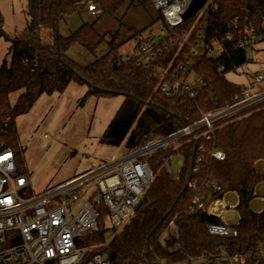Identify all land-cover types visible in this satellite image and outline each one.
Returning <instances> with one entry per match:
<instances>
[{"label": "trees", "instance_id": "16d2710c", "mask_svg": "<svg viewBox=\"0 0 264 264\" xmlns=\"http://www.w3.org/2000/svg\"><path fill=\"white\" fill-rule=\"evenodd\" d=\"M89 1L26 0V28L14 37L5 34L0 13V39L10 44V58L4 59L0 66V141L14 151L20 172L25 170L15 119L28 113L42 95L61 94L71 83L86 85L90 95L97 98L123 97L100 142L112 147L123 145L126 152L197 122L202 111L230 104L247 89L229 81L226 75L236 73L248 63L247 54L237 47V42L244 37L264 36V0H213V8L203 21L206 42H219L226 34L233 39L224 42L223 54L202 57L193 66L194 72L205 81L194 98L166 95L151 77L149 67L137 64L134 56L124 59L111 44L105 56L86 67L70 60L66 51L72 44L79 43L92 50L104 40L92 24H83L67 38L58 32L60 19ZM98 2L106 12L116 9L122 0ZM131 4L146 6L151 2L131 0ZM194 21L189 17L174 30V45L164 50L155 63L165 65L174 56L175 62L183 59L180 37ZM44 32L49 33L48 39L43 37ZM221 64H225L222 72L218 70ZM205 132L199 129L149 159L152 180L141 205L102 249L111 264H158L157 259L181 262L222 253L228 258H242L243 264H264V208L260 213L250 209L255 187L264 182V174L255 169L256 162L264 160V101L217 123L208 140L203 136ZM215 151L223 153V160L211 156ZM171 154L184 158L176 179L170 178L163 164ZM198 158L201 162H197ZM196 166L198 170L194 172ZM210 182L220 184L222 190L210 193L207 188ZM228 192L235 193L238 199L235 237L214 235L208 230L209 226L222 225L217 216L207 211L209 204ZM197 200L204 201L203 209L193 208ZM170 226L176 228L178 236L163 245L161 235ZM103 231L99 228L82 238L81 245L101 244Z\"/></svg>", "mask_w": 264, "mask_h": 264}, {"label": "built area", "instance_id": "2783aa9c", "mask_svg": "<svg viewBox=\"0 0 264 264\" xmlns=\"http://www.w3.org/2000/svg\"><path fill=\"white\" fill-rule=\"evenodd\" d=\"M149 1L159 11L163 27L157 34L149 30L146 37H135L133 56L137 64L150 68L151 77L166 95L194 98L205 86V81L194 72L193 66L202 57H210L214 50L218 56L223 54L224 42L232 41L233 36L226 34L219 42H206L203 21L213 8V0H205L190 16L195 21L180 37L183 59L175 62L177 56H174L165 65L155 63L164 50L174 45V30L183 25V15L191 0ZM86 10L90 16L98 17L101 14L98 0H90ZM189 35L191 38L187 39ZM260 46L264 49V36L244 37L237 42V47L246 54L260 52ZM224 65L219 66L220 72ZM245 77L247 89L236 95L232 103L202 111L197 122L169 135L147 140L118 159L92 166L35 195H28V175L18 171L14 151L0 141V264H111L102 251L111 237L106 225H110L113 232L120 229L142 202L152 180L149 159L160 150L176 146L199 129H205L203 136L208 140L217 123L264 101V76L254 73ZM211 156L217 160L224 158L220 151ZM163 164L169 174L168 160ZM197 170L196 166L194 172ZM207 188L210 193L222 190L216 182H210ZM204 207V201L197 200L193 208ZM99 228L104 230L101 244L81 245L82 238ZM208 230L223 237L237 235L234 226H209ZM174 231L177 238L176 228ZM156 262L161 264L158 259Z\"/></svg>", "mask_w": 264, "mask_h": 264}, {"label": "rangeland", "instance_id": "374dc122", "mask_svg": "<svg viewBox=\"0 0 264 264\" xmlns=\"http://www.w3.org/2000/svg\"><path fill=\"white\" fill-rule=\"evenodd\" d=\"M25 6L26 0H0L3 30L7 36L14 37L24 32L27 23ZM83 24H92L104 40L92 50L79 43L67 49V57L82 68L105 56L109 44L118 55L133 56L135 37H146L149 30L157 34L163 27L160 13L152 4L139 6L132 5L131 0H122L114 10L103 12L101 9V14L96 18L88 14L86 6L65 15L58 23V32L67 38ZM43 37L48 39L49 33L44 32ZM9 47V42L0 39V66L4 59L8 61L10 58ZM217 56L218 52L214 50L210 57ZM247 58L248 63L239 67L237 73L226 75L229 81L246 85L247 74L259 73L264 76L263 48L260 52H249ZM14 99L15 95H12L11 100ZM122 101V96L97 98L90 95L86 85L71 83L61 94L42 95L28 113L17 117L14 122L18 143L23 149L22 165L30 184L28 195L38 194L92 166L123 156L126 153L123 145L112 147L100 142ZM168 164L170 178L176 179L184 158L171 154ZM255 169L259 174H264V160L257 161ZM254 194L250 209L260 213L264 208V182L257 184ZM237 200L235 193H225L221 199L210 203L207 211L217 216L225 226H235L239 221L235 209ZM106 228L111 233V239L114 232L110 225H106ZM174 240V227L170 226L162 233L160 241L166 245ZM161 264H243V260L228 258L222 253L217 257L202 255L181 262L161 261Z\"/></svg>", "mask_w": 264, "mask_h": 264}, {"label": "water", "instance_id": "95a60500", "mask_svg": "<svg viewBox=\"0 0 264 264\" xmlns=\"http://www.w3.org/2000/svg\"><path fill=\"white\" fill-rule=\"evenodd\" d=\"M205 0H191L189 6L187 7V10L185 11L183 15V19L189 18L193 13L196 12V10L204 3ZM228 62L226 61V64ZM141 205V203L137 206V208Z\"/></svg>", "mask_w": 264, "mask_h": 264}, {"label": "crops", "instance_id": "0c3cea01", "mask_svg": "<svg viewBox=\"0 0 264 264\" xmlns=\"http://www.w3.org/2000/svg\"><path fill=\"white\" fill-rule=\"evenodd\" d=\"M222 225H224L223 223H222ZM225 226V225H224Z\"/></svg>", "mask_w": 264, "mask_h": 264}]
</instances>
